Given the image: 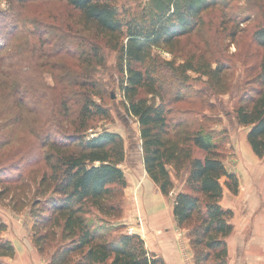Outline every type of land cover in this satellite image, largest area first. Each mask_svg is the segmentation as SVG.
<instances>
[{"label":"trees","instance_id":"obj_1","mask_svg":"<svg viewBox=\"0 0 264 264\" xmlns=\"http://www.w3.org/2000/svg\"><path fill=\"white\" fill-rule=\"evenodd\" d=\"M61 1L77 9L83 19L106 35L108 46L118 50L123 106L138 123L148 177L164 196L174 189L169 166L176 177L183 178L181 188L174 192L172 214L177 226H188L193 263L227 264L226 238L232 232V212L219 201L222 178L233 192L237 178L226 169L219 139L212 133L194 129L169 134L166 101L154 76L158 64L149 66L155 59L154 47L163 45L171 50L181 36L190 34L200 24L206 10L227 0H148L140 18L129 17L127 7L118 0ZM252 38L263 49L259 69L243 82L234 114L239 125L248 127L247 142L262 158L264 25L252 32ZM6 59L0 57V126L11 119L14 125L26 113H52L34 134L38 149L43 150L29 158L41 156L46 167L38 184V196L29 206L32 242L39 254L55 241L47 264H157L139 235H112L93 217V212L119 215V204L111 202L113 189L127 184L120 167L125 159L121 136L107 130L86 135L92 128L91 121L109 116V111L94 99L100 96L93 77L95 69L86 67L79 73L64 67H36L42 70L38 72L39 80L45 81L41 75L44 72L50 74L53 82L39 90V86L25 83L28 78L21 76L19 67H2ZM182 68L186 71L192 65ZM210 73L219 78L222 69L215 67ZM140 90L151 97L141 96ZM42 99L45 103L36 104ZM10 135L11 132H0V145L9 143ZM2 169L1 166V172ZM5 228L0 220V257H12L11 242L1 236Z\"/></svg>","mask_w":264,"mask_h":264},{"label":"rangeland","instance_id":"obj_2","mask_svg":"<svg viewBox=\"0 0 264 264\" xmlns=\"http://www.w3.org/2000/svg\"><path fill=\"white\" fill-rule=\"evenodd\" d=\"M118 2L127 7L129 17L140 18L148 0ZM263 25L264 0H227L206 10L200 24L190 34L181 36L171 50L163 45L153 48L155 59L149 66L154 62L158 64L154 76L166 101L170 135L182 130L208 131L219 139L223 160L227 158L230 134L238 136L240 131H246L245 126L236 122L234 109L243 82L258 72L263 49L253 40L252 32ZM107 43L106 35L65 1L0 0V57H7L2 67H19L21 76L28 78L25 83L35 88L39 86V90L53 82L50 74L44 72L41 75L45 81L39 80L38 72L42 70L36 67H52L53 70V67H64L79 73L86 67L95 69L93 77L100 96L94 99L109 111V116L91 121L92 128L86 135L107 130L121 136L125 159L120 167L127 184L113 189L111 202L119 204V215L103 216L93 212V217L97 225L111 231L112 235L134 234L139 218L145 223L141 201L130 183L136 169L143 168L141 141L136 119L128 116L123 106L118 50ZM187 64L192 65V69L184 71L182 67ZM215 67L222 69L219 78L211 76ZM140 95L151 97L143 90ZM38 103H45V99L37 100ZM50 115L47 110L39 115L26 113L14 125L11 119L0 126L1 133L11 132L10 142L0 145V168L4 167L0 171V220L4 223L8 220L11 225L32 224L28 217L29 206L38 196V184L46 167L40 155L35 160L29 158L43 150L38 149L34 134ZM169 170L174 189L165 199L171 205L183 178L176 177L171 166ZM170 227L182 234L193 258L188 226L179 227L175 222ZM54 229L58 238L59 229ZM138 231L140 233V229ZM54 242L40 254L42 258H47Z\"/></svg>","mask_w":264,"mask_h":264},{"label":"crops","instance_id":"obj_3","mask_svg":"<svg viewBox=\"0 0 264 264\" xmlns=\"http://www.w3.org/2000/svg\"><path fill=\"white\" fill-rule=\"evenodd\" d=\"M247 132L248 127L238 136L230 134L224 159L228 172L237 178L236 192L222 178L223 193L219 201L224 209L232 212V232L226 238L227 264H264V156L255 155L247 142ZM130 183L141 201L145 220L144 224H136L140 233L137 229L134 234L145 239V248L158 260L157 264H194L187 241L179 230L170 227L171 223L175 224L173 202L167 203L166 196L148 177L144 166L136 169ZM5 224L1 236L11 242L14 254L0 257L3 264L48 263V258H42L32 242L31 223L11 225L5 220Z\"/></svg>","mask_w":264,"mask_h":264},{"label":"built area","instance_id":"obj_4","mask_svg":"<svg viewBox=\"0 0 264 264\" xmlns=\"http://www.w3.org/2000/svg\"><path fill=\"white\" fill-rule=\"evenodd\" d=\"M138 223L141 224V218H139V222ZM129 232H131V229H129Z\"/></svg>","mask_w":264,"mask_h":264}]
</instances>
